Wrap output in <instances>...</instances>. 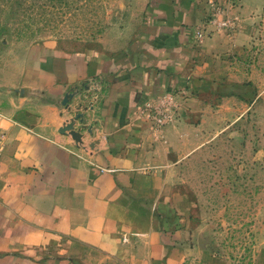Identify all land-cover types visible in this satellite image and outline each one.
<instances>
[{
  "label": "crops",
  "instance_id": "0c3cea01",
  "mask_svg": "<svg viewBox=\"0 0 264 264\" xmlns=\"http://www.w3.org/2000/svg\"><path fill=\"white\" fill-rule=\"evenodd\" d=\"M218 1L234 24L200 41L206 0H137L121 48L55 56L23 72L19 91L0 84V264H181L195 253L172 172L233 115L222 102L264 84V0ZM160 90L179 102L157 139L137 110Z\"/></svg>",
  "mask_w": 264,
  "mask_h": 264
},
{
  "label": "rangeland",
  "instance_id": "374dc122",
  "mask_svg": "<svg viewBox=\"0 0 264 264\" xmlns=\"http://www.w3.org/2000/svg\"><path fill=\"white\" fill-rule=\"evenodd\" d=\"M138 6L137 0H0V84L19 91L23 72L47 71L55 56L121 48ZM244 89L246 100L222 102L233 115L217 118L221 130L172 172V188L188 200L185 236L199 245L181 264H208V254L218 264H264V84Z\"/></svg>",
  "mask_w": 264,
  "mask_h": 264
},
{
  "label": "built area",
  "instance_id": "2783aa9c",
  "mask_svg": "<svg viewBox=\"0 0 264 264\" xmlns=\"http://www.w3.org/2000/svg\"><path fill=\"white\" fill-rule=\"evenodd\" d=\"M206 4L207 10L202 23L194 29V36L197 41L208 35L210 31L230 29L235 21V18L228 14L225 6L218 0H206ZM87 91L88 93H92L91 96L95 95L93 93V84H91L90 89ZM92 100L91 98L88 100L85 108H92ZM178 102L179 92L177 90H160L142 102L137 110V115L145 122L150 134L154 138H162L163 127L177 118ZM87 161L92 163L90 159H87ZM99 168L108 171L115 169L110 166H99ZM121 239L126 240V237L122 236Z\"/></svg>",
  "mask_w": 264,
  "mask_h": 264
},
{
  "label": "water",
  "instance_id": "95a60500",
  "mask_svg": "<svg viewBox=\"0 0 264 264\" xmlns=\"http://www.w3.org/2000/svg\"><path fill=\"white\" fill-rule=\"evenodd\" d=\"M64 100H65V96H64ZM64 100H63V101H64Z\"/></svg>",
  "mask_w": 264,
  "mask_h": 264
}]
</instances>
